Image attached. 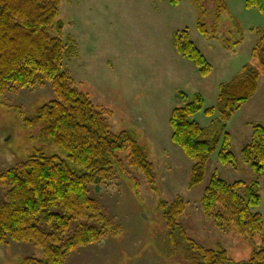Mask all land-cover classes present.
<instances>
[{"label":"rangeland","instance_id":"374dc122","mask_svg":"<svg viewBox=\"0 0 264 264\" xmlns=\"http://www.w3.org/2000/svg\"><path fill=\"white\" fill-rule=\"evenodd\" d=\"M217 1H62V39L76 51L65 58L64 70L72 74L77 87L97 107L111 112L109 121L114 132L136 134L154 163L158 181L153 192L148 180L126 165L124 173L112 183L91 187L92 197L101 201L120 232L78 250L67 264H191L184 250L171 247L168 227L159 210L160 201H173L177 196L188 205L180 223L197 243L207 248L225 247L234 263L249 260L263 244L264 232L263 237L251 239L223 233L206 222L201 199L215 171L229 183L258 179L262 202L256 212L264 217V177L256 176L247 166L234 171L220 164V144L202 184L189 189L194 161L172 141L170 117L181 104L180 92L189 103L200 94L205 109L215 108L220 86L247 67L259 71L258 89L228 121L231 152L240 159L242 148L251 140L252 127L264 126V71L255 56L264 38V15L256 8H247L246 0H225L226 13L216 25ZM199 22L207 24L209 32L214 24L218 30L204 36ZM184 30L211 64L209 76H202L199 68L177 51L176 35ZM51 34L59 36L57 30ZM51 85L0 95V172L40 153L66 161L77 173L84 172L43 136L41 126L26 125V120L34 119L44 104L56 98ZM218 116L207 117L201 112L193 120L207 128ZM5 192L0 185V200ZM28 257L44 256L29 243L0 242V264H22Z\"/></svg>","mask_w":264,"mask_h":264},{"label":"trees","instance_id":"16d2710c","mask_svg":"<svg viewBox=\"0 0 264 264\" xmlns=\"http://www.w3.org/2000/svg\"><path fill=\"white\" fill-rule=\"evenodd\" d=\"M62 1L0 0V95L51 83L56 98L44 104L34 119L26 120V125L41 126L43 136L84 169L77 173L66 161L40 153L0 172V185L6 191L0 200L1 244L29 243L44 256L25 258L22 264H67L78 250L117 236L119 227L114 226L101 201L92 197L91 187L112 183L126 165L142 174L153 192L158 182L154 163L136 134L114 132L111 112L97 107L64 70L65 58L76 51L62 39ZM225 2L217 1L216 25L226 13ZM246 6L264 15V0H246ZM216 25L209 32L207 24L198 23L204 36L217 31ZM53 30H57L58 38L51 34ZM189 34L184 30L176 35V49L199 68L202 76H209L212 66ZM255 56L264 71L263 37ZM259 76L258 70L247 67L231 82L222 84L215 108L205 109L200 94L189 103L180 92L181 104L172 110L170 126L172 141L194 161L189 189L202 184L220 144V164L234 171L247 166L256 176L264 177V126L252 127L251 140L242 148L240 159L231 152L232 138L226 132L231 116L257 92ZM201 112L207 117L219 116L210 127L202 128L193 120ZM218 173H213L201 199L206 222L223 233L263 237L264 217L256 212L262 202L258 179L229 183ZM159 204L171 247L184 250L191 264H264V238L249 260L234 263L225 247L207 248L188 235L180 223L188 206L182 196Z\"/></svg>","mask_w":264,"mask_h":264}]
</instances>
